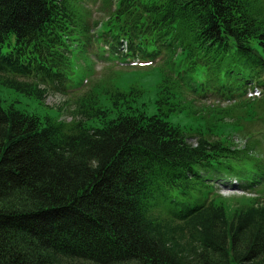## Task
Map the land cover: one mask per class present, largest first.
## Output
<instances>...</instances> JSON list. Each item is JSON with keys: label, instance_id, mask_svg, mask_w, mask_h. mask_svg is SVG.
Returning <instances> with one entry per match:
<instances>
[{"label": "trees", "instance_id": "16d2710c", "mask_svg": "<svg viewBox=\"0 0 264 264\" xmlns=\"http://www.w3.org/2000/svg\"><path fill=\"white\" fill-rule=\"evenodd\" d=\"M106 26L90 33L70 0H0V84L39 102L77 87L73 53L168 67L151 114L135 89L108 111L85 94L68 125L0 101V264H264V200L208 199L255 190L264 162L169 120L198 67L197 101L264 91L260 0H118Z\"/></svg>", "mask_w": 264, "mask_h": 264}, {"label": "rangeland", "instance_id": "374dc122", "mask_svg": "<svg viewBox=\"0 0 264 264\" xmlns=\"http://www.w3.org/2000/svg\"><path fill=\"white\" fill-rule=\"evenodd\" d=\"M264 9V0H260ZM70 4L80 21L91 27L90 33L106 28L113 21L118 0H70ZM96 25V26H94ZM72 77L78 84L66 94L49 92L41 102L31 96L0 84V101L3 106L12 104L18 109L49 115L65 125L81 115L77 112L76 101L85 94L92 93L104 109L113 110L110 96L116 91L135 89L134 106L144 105L148 114L154 112L158 97V86L168 67L161 63L122 62L118 59H95L90 54L73 53ZM192 92L188 94L177 88L176 96L182 98L185 109L170 115L169 120L178 126L193 141L196 136L222 140L233 147L244 149L253 160L264 162V91L239 101L218 103L214 100L197 101L194 97L204 95L211 87L206 83L208 76L204 67H198L193 75ZM182 89H184L181 86ZM112 115V113H111ZM89 125L96 121H86ZM98 122V121H97ZM255 193V194H254ZM256 197L264 200V184L255 190L243 191L232 188L214 190L208 199L225 206L227 213L239 205L248 204Z\"/></svg>", "mask_w": 264, "mask_h": 264}, {"label": "bare ground", "instance_id": "6f19581e", "mask_svg": "<svg viewBox=\"0 0 264 264\" xmlns=\"http://www.w3.org/2000/svg\"><path fill=\"white\" fill-rule=\"evenodd\" d=\"M257 91L260 92L257 88H254L253 90L250 91L251 95L257 94Z\"/></svg>", "mask_w": 264, "mask_h": 264}, {"label": "built area", "instance_id": "2783aa9c", "mask_svg": "<svg viewBox=\"0 0 264 264\" xmlns=\"http://www.w3.org/2000/svg\"><path fill=\"white\" fill-rule=\"evenodd\" d=\"M259 94V92L257 91V95Z\"/></svg>", "mask_w": 264, "mask_h": 264}]
</instances>
